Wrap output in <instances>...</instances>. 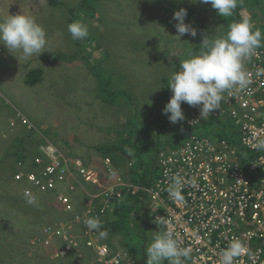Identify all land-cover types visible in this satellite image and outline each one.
Listing matches in <instances>:
<instances>
[{"label": "rangeland", "instance_id": "rangeland-1", "mask_svg": "<svg viewBox=\"0 0 264 264\" xmlns=\"http://www.w3.org/2000/svg\"><path fill=\"white\" fill-rule=\"evenodd\" d=\"M80 1L56 0L51 4L48 0H0V21L10 15L32 16L46 29L48 41L47 50L28 61L20 59L19 52L10 53L0 45V144L6 140L11 143L21 135V129H31L65 158L79 160L86 169L95 171L100 186L106 187L102 182L106 168L121 178L131 165L141 173L159 151L169 146V137L177 136L178 122L171 123L163 113L171 97L161 87L168 85L170 75L180 70L183 60L202 52L193 53L200 37L198 31L196 37H176L174 12L186 9L185 23L196 30L200 26L209 42L225 36L226 27L224 19L215 17L210 4L193 0H94V11L88 8L79 13ZM251 20L260 26L264 15L258 13ZM73 21L88 26L89 36L83 41L73 40L68 32ZM86 56L88 62L82 58ZM31 71L38 80L33 86L27 84ZM100 80L108 84V92L121 89L127 98L121 96L114 99V104H106L99 92ZM127 136L136 144L138 154L132 151L129 167L118 170L110 158L106 164L97 148ZM10 184L0 188V264H17L13 258L23 253L21 264L41 258L39 264H57L49 249L30 244L38 237L22 233L23 223L13 221L9 196L20 189ZM87 185L80 178L72 179L58 186L56 193L73 201L71 198L79 190L85 191ZM144 206L136 225L142 236H135L133 243L143 247L147 264L146 249L159 227L147 217V203ZM50 226L54 227L44 228ZM117 250L124 249L114 244L113 251Z\"/></svg>", "mask_w": 264, "mask_h": 264}, {"label": "built area", "instance_id": "built-area-1", "mask_svg": "<svg viewBox=\"0 0 264 264\" xmlns=\"http://www.w3.org/2000/svg\"><path fill=\"white\" fill-rule=\"evenodd\" d=\"M246 67L253 74L249 89L225 93L220 110H214L208 120L200 119L199 107L182 102L185 119L178 122L179 144L156 154L157 177L152 175L147 185H134L106 168L102 182L107 185L101 187L95 171L86 169L79 160L65 158L48 143L39 146L30 160L16 163L13 181L21 185L20 194L26 199V192L35 196L58 192V186L76 178L98 189L85 211L66 224L43 228V235L30 244L44 250L50 247L51 258L62 260L78 251L84 241L96 264H123L129 259L128 252L110 249L96 231L85 227L84 220L101 218L110 197L131 188L132 193L144 195L149 220L162 231L171 230L182 247L191 249L184 264H218V253L236 239L244 242L251 255L236 258L234 264H264V151L251 147L254 137L264 138V77L254 75L258 68H264V46L256 50ZM218 120L230 127H224L225 136L220 135V124L218 129L214 127ZM175 175L186 181L183 200H173L167 192ZM192 179L195 186L187 183ZM57 201L64 211H73L67 196L59 193ZM72 223L83 228V241Z\"/></svg>", "mask_w": 264, "mask_h": 264}, {"label": "clouds", "instance_id": "clouds-1", "mask_svg": "<svg viewBox=\"0 0 264 264\" xmlns=\"http://www.w3.org/2000/svg\"><path fill=\"white\" fill-rule=\"evenodd\" d=\"M193 2L210 4L221 17H231L238 6V0ZM187 14V10L181 8L173 15V19L177 21L174 25L176 37L180 40L186 34L191 37L197 35V30L190 23H185ZM68 32L73 40L83 41L89 36V28L83 21L70 23ZM47 43L46 29L32 16L10 15L0 21V45L10 53L19 52L20 59L28 61L32 56L39 57L47 50ZM201 44L206 51L183 60L180 70L169 77L168 88L173 94L163 113L173 124L185 119L182 102L199 107L200 119L208 120L214 110H220L225 93L232 94L234 91L249 89L253 74L247 70L246 65L262 46V33L259 29L254 30L251 16L248 15L239 22L231 23L225 36L211 42L204 37ZM254 75L257 78L264 77V68H258ZM251 147L256 151H264V138L254 137ZM185 183L181 176H173L167 188L169 198L183 200L182 187ZM187 183L195 186L196 180L192 179ZM25 195L28 204L38 203L34 194L26 192ZM84 225L88 230L96 231L100 239L108 236V231L103 229V223L98 217L86 218ZM146 252L147 264H164L165 260L168 264H184L191 255V249L182 247L178 235H174L171 230L158 231ZM245 254L251 255L244 242L233 240L226 249L218 253V264H234L236 258Z\"/></svg>", "mask_w": 264, "mask_h": 264}, {"label": "trees", "instance_id": "trees-1", "mask_svg": "<svg viewBox=\"0 0 264 264\" xmlns=\"http://www.w3.org/2000/svg\"><path fill=\"white\" fill-rule=\"evenodd\" d=\"M48 1L51 4L57 3L56 0ZM93 2L95 1L81 0L79 3L80 8L78 9L79 13L85 12V10L88 8H91L90 10L94 11V8L91 6ZM244 13L253 16V19L258 15V13H262V15H264V0H238V6L234 10L231 17H221L217 14L216 10L215 17L219 18V20L224 19L222 20V22L225 24V32L227 33L229 25L234 22H239L242 17L245 16ZM255 29H259L261 32H264V24H261L260 26L254 25V30ZM197 31L200 34V37L197 46L194 48L195 50H193V53H195V51H206V49L201 44L202 39L204 38L202 33L203 30L199 26L197 28ZM82 58L86 62L89 61L87 56ZM35 75V71L29 72L27 76L28 85L33 86L38 82L37 78L34 77ZM168 86L169 83L167 86L161 87V90L164 94L171 97L172 91L170 88H168ZM98 87L100 94L102 93L104 96L103 101L106 104H114V99L116 100L121 96L127 98L125 92L121 89H119V91L115 90L113 92H108V84L103 80L99 81ZM219 124L221 125V129H223L220 135L225 136L226 133L224 127H226V129H229L230 127H228V124L226 122L220 120L216 121L215 125L217 126L214 127H217L218 129ZM36 134L37 133L31 129H26L25 131L21 129V135L15 136L14 140L11 143H8V141L6 140L3 141V144H0V153L2 152L0 155V188L3 186H7V184L11 182V186H17L21 190V185L13 181V175L16 172L15 166L18 162H25L30 160L37 154L39 146L44 144V140L38 137ZM169 138V147H175L179 144L178 136L172 135ZM97 151L102 154L103 158H110L112 164L118 170H120V168L122 167H129L127 157H130L129 155L132 151H134L135 154H138L137 146L130 136L122 138L117 142L112 143L110 146L99 147L97 148ZM154 162L155 160L151 162L148 168L141 173V170H139L138 167L137 170H133V165H131V167L128 168V172H122V177L129 178L134 185H147L150 183V177L152 175L157 177V174L155 173ZM139 164L140 162H138V165ZM20 190L18 194H15V192L9 196L11 200L8 204H10L12 212L14 211V213H12V215H14L13 221L23 223L24 232H20L24 234L31 233L33 237L40 236L42 233V228H44L46 225H62L72 221L75 214H79L84 210L85 203L90 198V196L98 192V189H96V187L87 185L85 187V191L79 190V194L71 198L73 199V201L71 200L73 203V211L66 212L64 211L63 207L57 202L56 198L58 193L56 192L51 191L42 195L36 194L38 203L35 205H30L27 203V199L20 194ZM132 191L133 190L131 188L123 189L120 192L119 196L110 197L109 208L106 210L105 214L101 218H99L103 223V229H106L108 231V236L104 238L105 240L103 241V243L107 244L108 247L112 250L114 249V244H116L120 249H124L125 251H127L130 255V258L135 263L138 262V264H146V262L144 261L145 253L143 247L139 244L133 243V239L135 236H137V239L142 236V234L140 233V227H137L139 226V223H137V219L139 215L143 213L145 207V197L141 193H132ZM15 216L17 218H15ZM73 226L75 228L76 223H72V228ZM81 229L83 230V228L78 226L77 233L79 236V240L83 241V238L80 237L82 231ZM158 231L162 230L158 228ZM56 246L59 245L56 244ZM83 248H85L84 241L82 243V246L78 248L79 250L69 254V256L65 258L66 260L62 259L63 261H55H57V264H89L91 260H94V254L86 252L85 249L87 248ZM46 249H49L51 252L50 247H46ZM21 256H25L24 253L23 255L21 254L20 257ZM20 257L17 259V257L15 256L13 260L17 262V264H21ZM42 259L44 258H41V260ZM40 261L33 262V260L31 259L30 262H28L29 264H39Z\"/></svg>", "mask_w": 264, "mask_h": 264}, {"label": "crops", "instance_id": "crops-1", "mask_svg": "<svg viewBox=\"0 0 264 264\" xmlns=\"http://www.w3.org/2000/svg\"><path fill=\"white\" fill-rule=\"evenodd\" d=\"M78 226H80L79 224H76V226H75V228H74V226H73V231L74 232H78V230H77V227ZM83 249H85V248H83ZM82 250V249H81ZM86 250V252H88V253H90V254H92L93 252L91 251V250H89V249H85ZM130 263H133V264H136L133 260H131V259H129L127 262H123V264H130ZM90 264H96L95 262H94V260H91L90 261Z\"/></svg>", "mask_w": 264, "mask_h": 264}, {"label": "water", "instance_id": "water-1", "mask_svg": "<svg viewBox=\"0 0 264 264\" xmlns=\"http://www.w3.org/2000/svg\"><path fill=\"white\" fill-rule=\"evenodd\" d=\"M127 161H130V158L129 157H127Z\"/></svg>", "mask_w": 264, "mask_h": 264}]
</instances>
